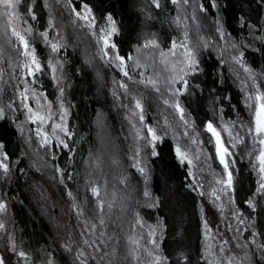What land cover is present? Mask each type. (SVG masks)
I'll return each mask as SVG.
<instances>
[{"label":"snow or ice","instance_id":"snow-or-ice-1","mask_svg":"<svg viewBox=\"0 0 264 264\" xmlns=\"http://www.w3.org/2000/svg\"><path fill=\"white\" fill-rule=\"evenodd\" d=\"M56 3L62 9H67L74 28L86 30L94 39L95 54L89 59V63L98 58L116 73L112 81V95L115 100L120 101L118 107L126 108L129 113L126 119L133 141L130 166L143 178L142 197L147 207L158 208L161 203L159 196L150 191L152 169L149 165L154 164L153 158L161 156L160 145L165 143L168 135L166 129L171 127L175 157L180 165L187 166V174L192 178L187 187L192 192H198L201 197L199 211L202 235L208 239L213 238V224L205 214L207 201L203 199L206 195L207 178L202 176L198 179L192 168L193 161L199 160L201 155L213 177L211 192L208 193L211 203L224 219L227 231L233 233L231 237H226V233L221 234L218 247L204 243L203 251L198 249L195 257L177 244L173 259V252H166L163 246L167 223L163 217H158L152 224L144 219L139 210L140 198L133 194L135 189L132 180L124 173L119 177L126 185L120 208L122 213L131 212L128 243L121 245L115 233H108L106 215L112 212L114 198L109 197L107 180L103 185L92 180L93 173L100 167V158L95 156L92 149L88 151L89 160L84 168L89 179L84 185L83 196H80L79 190L74 191L69 183L76 181L80 174L76 162L78 132L71 123L74 104L68 99L71 82L65 69L69 40L60 35L53 5L49 0H43L41 7L47 10L46 27L36 29L34 25L40 23L37 0H0V29L3 30L5 42L16 53L11 58L13 66L20 64L24 77L22 81L16 77L18 83L13 85L14 94L7 103H3L0 98V121H11L22 136L25 133V123L35 125L34 129H27L26 143L42 162L40 171L51 167L52 180L63 185L71 200L70 211L76 216L79 239L73 238L69 233L68 241L63 244L64 251L73 256V264H96L97 261L99 264H106V261L107 264H125L129 258L135 264H264V223L258 220L264 214V64L254 67L255 61H250L246 55L251 49L260 53L264 59V28L260 24H253L241 14L238 17L240 28L247 29L245 36L252 39L238 40L224 26L219 0H150L143 7L146 22L143 41L138 39L125 52L117 39L123 36L122 25L111 12L98 16L90 0H56ZM260 3L264 5V0H260ZM210 8L216 12L211 17L210 30L204 33L202 22L208 20ZM173 12L174 15H171ZM60 15H63L62 11ZM169 17L171 23L180 30L181 36L172 37L171 46L165 49L158 34L150 30L148 22H164ZM53 29L56 30L55 35L50 36V30ZM34 31H38L41 43L48 49L46 62L38 54L35 39H29ZM190 31H194V36L190 35ZM213 51L217 53V63L221 69L219 82H224V66L227 64L228 71L233 72L239 82L248 117L245 119L237 112L235 119L231 116L226 118L225 104L222 101H228L235 108V105H231L232 97L212 88L209 90L208 102L214 118L202 122L201 132L186 101L198 92L203 94L200 81L205 73L203 57L205 54L211 57ZM2 52L3 48H0V53ZM157 53L159 62L167 71L161 74L154 70L152 74H147L150 63L155 69ZM136 69L145 70L135 71ZM45 75L50 77L55 89L54 99L49 98L44 88ZM129 82L132 85L150 86L158 101V108L162 101L166 112L164 128H161L159 120L153 124L148 119L146 113L150 105L146 104L139 88L130 86ZM124 99L129 100V103H123ZM167 109L172 110L173 120L169 119ZM177 113L178 127L182 128V136L186 138L183 144L177 139V126L173 123ZM21 115L24 117L23 121L20 120ZM189 142L196 146L194 153ZM61 153L69 157L67 163L61 161ZM24 155L31 156V153L25 151ZM244 159H248L250 171L256 177L254 187L243 199L250 212L240 207L237 198L243 174L240 163ZM209 161L212 163H208ZM19 163L18 158L17 169L23 174L25 169L19 168ZM200 171H204L203 167ZM13 176L11 156L5 143L0 141V177L6 182ZM7 207L5 200L0 198V214L6 216ZM226 214L235 219V226L227 221ZM5 216H0V243L3 244V248H0V264H13L14 260L16 264H56V257L52 252H46L47 258L44 260L32 258L31 253L18 244ZM145 227L148 229L146 236L134 231ZM216 231L220 232L219 227ZM243 233H247V236ZM141 240L146 242L141 243ZM233 240L236 241L235 245L226 247Z\"/></svg>","mask_w":264,"mask_h":264},{"label":"trees","instance_id":"trees-1","mask_svg":"<svg viewBox=\"0 0 264 264\" xmlns=\"http://www.w3.org/2000/svg\"><path fill=\"white\" fill-rule=\"evenodd\" d=\"M90 2L94 5L98 16L111 12L117 22L122 25L123 36L117 39L120 40L123 51H129V45L135 44L138 39L141 42L143 41L146 23L143 7L150 0H90ZM219 2L221 4V16L224 26L238 40L252 39V37L245 36L247 29L240 28L238 17L241 14L253 24H260L264 28V5L260 3V0H219ZM42 3L43 0H37L36 8L39 12L40 23L34 25L36 29L46 27L47 10L42 9ZM49 3L53 5V10L57 15L56 23L59 25L60 35L69 40L67 49L69 54L68 63L65 65V69L67 77L71 82V88L68 90L70 93L68 99L74 104L71 123L76 127L78 132L76 162L80 173L76 181L69 182L70 186L74 191L79 190L80 196H83L84 185L89 179L84 173V168L87 167L86 162L89 160L88 151L92 149L96 153V149H100L98 139L102 135L98 136L97 125L104 124L108 137L111 136L113 143L116 145L114 160L118 161L119 165L117 167H111L114 173L103 169L100 165L99 169L93 173V182L101 183V180L104 178L111 182V176L114 177L118 173L120 175L121 173L128 175L135 189L133 194L140 198L141 207L139 210L144 219L149 224H152L156 222L158 217H163L168 225L163 241L165 251H172L173 259H175L174 249L179 244L183 246L184 250L191 252L195 257L198 249L201 252L203 251V245L207 241V238L202 235L203 227L200 220L201 213L199 211L201 197L198 195V192H192L187 187L192 178L187 174V166L180 165L175 157L172 147L174 143L173 128L169 127L166 129L168 135L165 137V143L160 145L161 156L153 158L155 161L154 164L149 165L152 169L151 180L149 181L150 191L154 195L159 196L161 203L158 208H148L142 197L144 187L143 178L130 166L133 141L131 129L126 119L129 113L126 108L118 107L120 101L115 100L112 95V89L114 87L112 81L116 73L112 68L105 66L98 58L92 63H89L91 57H88L87 61L84 59L82 45L87 39L93 45L95 51L94 39L90 34L86 33V30L74 28L70 22L67 9H62L61 5H57L56 0H49ZM169 7L171 8L172 6L169 5ZM61 11L63 12L62 16L60 15ZM215 12V9L210 8L208 20L202 22L204 33L210 30L212 25L211 17L215 15ZM171 15H174V12ZM148 23L150 30L158 34L161 45L165 49L171 46L170 39L172 37L181 36L180 30L176 28L174 23H171L170 17L164 22L154 20ZM55 31V29L50 30V36L55 35ZM2 32L3 30L0 29V48H3V52L0 53V72H2V78H0V89H2L0 91V98H2L3 103H7L8 99L14 94L13 85L18 83L16 77H19L20 81L24 77L22 75V66L18 63L13 66L11 58L15 57L16 53L11 45L5 42ZM190 35L194 36V31H190ZM12 39L15 41L14 37ZM29 39H35L38 54L46 62L48 49L41 43L38 31H34ZM228 39H231V37ZM220 43L223 44V41ZM257 46H259V43H257ZM246 55L250 61H255L254 67H259L261 64H264V59L261 58L260 53L249 49ZM203 59L205 73L200 77V81L202 82L204 92L202 95L198 92L196 96L186 101L193 116L196 117V123L200 126L201 132H203L202 122L206 119L214 118V113L210 110L208 102L209 90L212 88L232 97L231 105H235V108L231 107L228 101H222L225 104L226 118L227 116H231L235 119L237 112H240L247 119L248 109L244 106L243 94L240 91L239 82L236 80L233 72L228 71V65L226 64L224 66V82L221 84L219 82L221 69L217 63V53L213 51L211 57L205 54ZM144 70L136 69L135 71ZM154 70L161 74L167 71L159 62V56H156L155 69H153L150 63L146 71L147 74H152ZM101 77L103 78L101 79ZM129 84L132 87L139 88L140 93L145 98L146 104L150 105L146 113L148 119L153 124L159 120L161 128H164L163 121L166 112L162 101L159 102L160 107L158 108V101L150 86L132 85L131 82ZM43 85L49 94V98L54 99L55 89L49 76H44ZM120 91L122 92L123 90L121 89ZM123 103L128 104L129 100L124 99ZM167 114L169 119L173 120L171 109H167ZM20 120H24L23 115L20 116ZM173 123L177 126V139H181L182 144L185 143L186 138L182 136L183 130L178 127V114H175ZM30 126L33 125L30 124ZM21 137L16 126L11 121L7 123L0 121V141L5 143L6 150L11 156L14 172V176L6 182L3 180V177H0V198L4 199L8 206L6 216L5 214H0V216H5V219L9 222L8 227L14 232L18 244L29 251L32 258L39 257L40 260H44L47 258L45 253L52 252L55 254L56 264H73V261L69 259L63 249V244L69 239L70 229L76 226V217L70 211L71 200L67 196L63 185L59 184L58 181L52 180L50 166L40 171L39 166L36 167L33 160L29 156L24 155L25 148L20 141L22 139ZM27 146L25 144L26 148ZM189 147L194 153V147L196 146H191L189 143ZM18 158L20 160L19 168L25 169V173L23 174L17 169ZM68 158V156L61 153L60 159L62 162L67 163ZM203 159L204 157L201 155L199 160L193 161L192 167L199 164V168L194 167L193 172L198 179L202 176L207 178L205 180L206 195L203 198L207 201L205 214L213 224V230L219 227V233L224 234L228 232L225 227V222L214 205H212L211 198L208 195L211 192L213 177L211 172L206 171L208 168L207 164L203 163ZM208 163L212 162L209 161ZM202 165H206L204 173L200 171ZM240 167L243 174L240 177L241 184L238 185L237 198L240 207L245 209L246 212H250L251 210L244 205L243 199L245 194L254 187L256 177L250 171L248 159H244L240 163ZM114 183L119 189L126 187L120 178H117ZM112 184L113 181L111 182ZM88 195L91 198L90 191ZM54 208L57 210L54 211ZM124 216L126 217L125 221L130 224L131 212H126ZM258 220L264 223V214H261ZM106 221L107 232L115 233L120 238L121 232L124 231L116 225L117 216L115 212L107 214ZM227 221L232 223L230 219ZM134 231L145 234L142 236H146L148 229L147 227L143 229L137 228ZM243 235L247 236V233H243ZM212 237H215L213 236V232ZM220 240L221 236L218 237L217 242L220 243ZM145 242V240H141V243ZM235 243L236 241L234 243L230 242V247L234 246ZM226 247H229V245ZM0 248H3L2 243H0ZM13 264H16L15 260ZM96 264H99V262L97 261ZM125 264H135V262L130 263L126 261Z\"/></svg>","mask_w":264,"mask_h":264},{"label":"rangeland","instance_id":"rangeland-1","mask_svg":"<svg viewBox=\"0 0 264 264\" xmlns=\"http://www.w3.org/2000/svg\"><path fill=\"white\" fill-rule=\"evenodd\" d=\"M94 54H95V51L93 49V45L91 43H89L88 40L86 39L85 42L82 45V55H83L84 59L87 61L88 57H93ZM156 56L158 57V53H157ZM30 127L34 129L35 125L30 126V123H25V133H24V135L22 136L20 134V132H19V134L22 136L21 138L23 139V140L20 139V141L24 145L25 151L31 153V156H29L30 159L33 160V162L36 164V167L39 166V168H40L42 162L39 160V157L36 155V153L32 152V149L31 148H29L28 146H27V148L25 147V144H27L26 143V137L28 135L27 129L30 128ZM97 127H98V136L99 135H102V136H101L100 139H98V142L100 144L99 145L100 146V149L97 148L96 149V153H94V154H95V156H99V158H100V165H101V167L103 169H106V170L114 173V171H112L111 167L112 166L117 167L119 165L118 163H113V161H116V160H114V155H116V153H115V147H116V145L113 143V140H112L113 138L111 136L108 137V135L106 133V130L104 128V124L97 125ZM33 137H34V132H33ZM34 139H35V137H34ZM179 142H181V139H179ZM191 146H194V145H191ZM37 147H38V145H37ZM198 166H199V164H197V166L194 165L192 168L193 169H194V167L199 168ZM202 167H203L204 170H206V165H202ZM206 171H208V170H206ZM203 173H204V171H203ZM118 174H115L114 177L111 176L112 181H113V184L112 185H111V182L112 181L110 182L106 178H104L103 180H101V183L100 184L103 185L104 184V181L107 180L109 197L114 198V205H113L112 212H115V215L117 216L116 225L118 227H120L121 229H123V231H124V232H121V234H120V236H121L119 238L120 239V243H121V245H126L128 243V235L130 233V224L125 221L126 217L124 215H125L126 212L122 213L121 212V208H120L121 201H122V197L125 195V192H124V189L125 188L119 189V188H117L116 184L114 183V181L116 182L117 178H119V175L120 174L119 175ZM105 175H107V174H105ZM36 197L38 198V196H36ZM215 209H216V207H215ZM53 210L56 211L57 209L54 208ZM106 210H107V205H106ZM72 214L75 215L74 212H72ZM226 219L227 220L230 219L232 221V224L233 225L236 224L235 219L233 217H231L230 215H227L226 214ZM75 225H76V223H75ZM70 230H71L70 233L72 234V237L79 239V236H78L79 228L77 227V225L74 226L73 228H71ZM215 231L216 230H212L213 236H215V237H213L212 239H208L207 238L206 239L207 240L206 243L212 244L214 247H218V245L220 243L217 242V239H218L219 236H221V234L220 233H217V231L216 232ZM138 234L141 235V236L142 235H145V234H142V233H138ZM232 235H233V233L231 231H228L226 233V236L231 237ZM231 242L234 243L235 241L233 240ZM229 247H230V245H229ZM65 253L69 257V259L73 261L72 254L67 253V252H65ZM128 262H130V263L132 262L133 263L134 261H132L131 258H129V261Z\"/></svg>","mask_w":264,"mask_h":264}]
</instances>
